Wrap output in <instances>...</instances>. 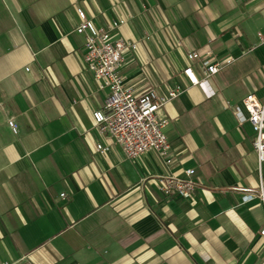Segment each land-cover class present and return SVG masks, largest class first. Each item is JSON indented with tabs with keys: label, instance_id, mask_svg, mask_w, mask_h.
Segmentation results:
<instances>
[{
	"label": "crops",
	"instance_id": "obj_1",
	"mask_svg": "<svg viewBox=\"0 0 264 264\" xmlns=\"http://www.w3.org/2000/svg\"><path fill=\"white\" fill-rule=\"evenodd\" d=\"M77 9L97 27L125 20L114 33L137 44L120 68L129 87L184 88L159 112L170 163L128 159L96 128L108 91ZM194 51L232 60L212 98L183 74ZM248 94L264 101V0H0V264H264V207L243 202L264 188V163L234 111ZM191 169L192 198L159 191Z\"/></svg>",
	"mask_w": 264,
	"mask_h": 264
},
{
	"label": "built area",
	"instance_id": "obj_2",
	"mask_svg": "<svg viewBox=\"0 0 264 264\" xmlns=\"http://www.w3.org/2000/svg\"><path fill=\"white\" fill-rule=\"evenodd\" d=\"M80 23L75 31L85 38L84 58L101 90H107L108 96L102 108L93 112L96 128L102 135L110 136L124 151L126 157L135 160L150 151H156L170 163L171 146L165 129L169 125L167 118L159 117V112L176 100L185 91L181 86H174L166 92L149 89L136 92L129 87L121 74L123 55L127 49L135 50L137 44L117 38L115 31L125 20L112 21L107 26L97 27L84 10L77 9ZM190 64L183 70L191 86L199 87L212 98L216 95L211 80L232 60L222 64L212 58V52L201 57L197 52L187 55ZM193 63H197L200 72H196ZM240 124L249 123L254 132L253 146L259 164L264 163V101L254 94H248L242 106L235 108ZM10 128L17 134V126L10 120ZM108 148L97 145V151L104 153ZM196 171H186V179L177 177H159V191L167 198L190 199L200 188L195 179ZM247 195L243 202L259 199L264 207V188L258 191L245 189ZM264 237V228L260 233Z\"/></svg>",
	"mask_w": 264,
	"mask_h": 264
}]
</instances>
